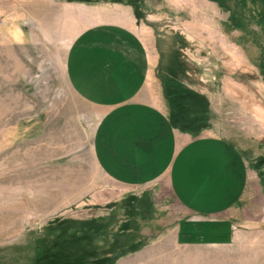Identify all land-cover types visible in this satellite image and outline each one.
I'll use <instances>...</instances> for the list:
<instances>
[{
    "label": "rangeland",
    "instance_id": "374dc122",
    "mask_svg": "<svg viewBox=\"0 0 264 264\" xmlns=\"http://www.w3.org/2000/svg\"><path fill=\"white\" fill-rule=\"evenodd\" d=\"M261 65L264 0H0V264H146L135 257L152 245H173V264H264ZM103 78L239 154L235 243L177 246L184 214L161 185L104 206L118 190L94 155L104 111L71 86Z\"/></svg>",
    "mask_w": 264,
    "mask_h": 264
},
{
    "label": "crops",
    "instance_id": "0c3cea01",
    "mask_svg": "<svg viewBox=\"0 0 264 264\" xmlns=\"http://www.w3.org/2000/svg\"><path fill=\"white\" fill-rule=\"evenodd\" d=\"M105 69L109 72V65L101 69L103 77ZM117 81L108 87L105 78L71 83L74 88H86L85 93L81 91L83 98L104 111L95 133L94 155L104 178L118 189L104 206L129 195L141 199L150 188L161 185L184 214L173 228L177 246L213 249L235 243L239 228L230 214L248 187L247 168L239 154L222 138H193L179 132L161 110L128 92L131 85ZM114 87L116 94L92 90ZM153 246L135 259L146 264L174 263L173 245L165 256L153 254ZM213 262L188 259L187 264Z\"/></svg>",
    "mask_w": 264,
    "mask_h": 264
},
{
    "label": "trees",
    "instance_id": "16d2710c",
    "mask_svg": "<svg viewBox=\"0 0 264 264\" xmlns=\"http://www.w3.org/2000/svg\"><path fill=\"white\" fill-rule=\"evenodd\" d=\"M261 73L263 74V76H264V65H261ZM138 207H139V209H140V204H138ZM137 207V208H138Z\"/></svg>",
    "mask_w": 264,
    "mask_h": 264
}]
</instances>
